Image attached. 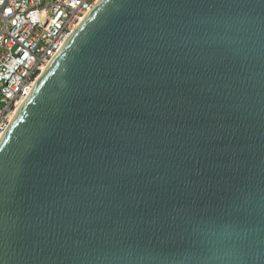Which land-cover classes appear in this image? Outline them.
Segmentation results:
<instances>
[{"label":"water","instance_id":"1","mask_svg":"<svg viewBox=\"0 0 264 264\" xmlns=\"http://www.w3.org/2000/svg\"><path fill=\"white\" fill-rule=\"evenodd\" d=\"M0 146V264H264V0H102Z\"/></svg>","mask_w":264,"mask_h":264},{"label":"built area","instance_id":"2","mask_svg":"<svg viewBox=\"0 0 264 264\" xmlns=\"http://www.w3.org/2000/svg\"><path fill=\"white\" fill-rule=\"evenodd\" d=\"M102 0H0V140Z\"/></svg>","mask_w":264,"mask_h":264},{"label":"bare ground","instance_id":"3","mask_svg":"<svg viewBox=\"0 0 264 264\" xmlns=\"http://www.w3.org/2000/svg\"><path fill=\"white\" fill-rule=\"evenodd\" d=\"M101 4V1L99 2V4L96 6V8L95 9H97V7L99 6ZM95 9L93 10V11H95ZM93 11H92V13H93ZM91 15V14H90ZM90 16H88V18H89ZM87 18V19H88ZM85 23V22H84ZM84 23L82 24V25H84ZM81 25V26H82ZM80 26V27H81ZM79 27V28H80ZM78 28V30H80ZM77 30V31H78ZM57 60V58L54 60V62L52 63V64H50L45 70H44V72L42 73V75L38 78V81H37V83H36V87H35V89H34V92H35V90H36V88L38 87V85L40 84V82L43 80V78L45 77V75L48 73V71L50 70V68L52 67V65L55 63V61ZM34 92H33V94H34ZM32 94V95H33ZM25 107V106H24ZM24 108H22L19 112H18V114L16 115V117L14 118V121H13V123H12V125L11 126H13L14 125V123L16 122V120H17V118L19 117V115H20V113L22 112V110H23ZM10 128H12V127H10ZM11 130V129H10ZM9 130V131H10ZM8 131V132H9ZM8 135V133H6V135L2 138V140H0V146H1V144H2V142L4 141V139L6 138V136Z\"/></svg>","mask_w":264,"mask_h":264}]
</instances>
